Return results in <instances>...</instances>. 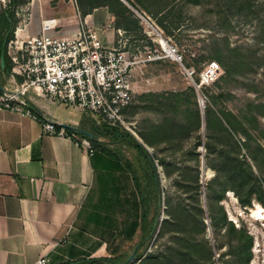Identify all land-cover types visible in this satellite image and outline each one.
<instances>
[{
  "label": "rangeland",
  "instance_id": "1",
  "mask_svg": "<svg viewBox=\"0 0 264 264\" xmlns=\"http://www.w3.org/2000/svg\"><path fill=\"white\" fill-rule=\"evenodd\" d=\"M17 1L16 23L25 18L29 0ZM123 1L129 11L114 7L115 24L125 27L123 42L144 38L152 45L140 23L149 16L183 55L182 61L146 65L149 78L165 87L141 94L126 115L139 114L136 127L161 147L154 164L162 173L163 218L148 246L138 254L135 247L127 263L182 264L187 255L180 253L190 252V264H246V252L237 250L239 244L249 247L243 232L253 239L248 264H264V220L252 217L254 207L264 206V0ZM210 60L221 63L223 74L211 85H194L186 68H194L198 80ZM54 108L62 115L73 111L58 103ZM79 117V126L91 132L112 125L97 113ZM250 192L251 204H242L238 194L250 198ZM179 234L187 241L177 242Z\"/></svg>",
  "mask_w": 264,
  "mask_h": 264
},
{
  "label": "crops",
  "instance_id": "2",
  "mask_svg": "<svg viewBox=\"0 0 264 264\" xmlns=\"http://www.w3.org/2000/svg\"><path fill=\"white\" fill-rule=\"evenodd\" d=\"M3 2L0 0V18L8 12L13 18L10 40L36 35L44 20L55 19V33L61 35L74 36L85 26L95 30L107 46L144 44L143 39L132 43L119 38L125 27L115 24L116 13L106 5L83 14L77 0H29L25 18L16 23L15 15L21 11L15 12L16 5L8 8ZM144 22L140 23L148 35ZM3 52L0 47V83L12 86L10 58L8 55L6 68ZM145 68L133 71L134 100L127 112L141 94L165 87L154 83ZM31 101L30 108L37 107L43 118L58 126L68 123L85 130L79 126V114L86 112L73 109L68 112L71 115H62L54 108L57 103L44 97L35 96ZM138 118L136 114L127 120L132 125L130 133L143 149L133 137L130 143L124 136L117 139L105 127L96 126L89 131L94 134L91 153L81 134L46 133L37 116L0 108V264H35L42 256L52 264H87L101 257L132 254L143 233L146 205L148 221L154 216L162 177L154 164L161 147L143 136L136 127ZM145 180L147 184L142 186ZM135 221L138 227L134 231Z\"/></svg>",
  "mask_w": 264,
  "mask_h": 264
},
{
  "label": "built area",
  "instance_id": "3",
  "mask_svg": "<svg viewBox=\"0 0 264 264\" xmlns=\"http://www.w3.org/2000/svg\"><path fill=\"white\" fill-rule=\"evenodd\" d=\"M144 20L154 45L142 38L143 45L107 46L95 30L85 26L74 36L61 35L55 33L58 25L55 19L44 20L36 35L10 40L12 86L0 87V108L37 116L46 133L71 134L66 127L40 117L30 108L32 98L40 96L87 114H100L109 124L132 130L126 112L134 100L133 71L152 61L183 60L180 48L166 39L149 17ZM186 70L193 84L199 86L213 84L224 72L217 60L204 66L198 80L194 68ZM82 143L91 153L94 151L90 139L84 138ZM35 264L52 263L42 256Z\"/></svg>",
  "mask_w": 264,
  "mask_h": 264
},
{
  "label": "trees",
  "instance_id": "4",
  "mask_svg": "<svg viewBox=\"0 0 264 264\" xmlns=\"http://www.w3.org/2000/svg\"><path fill=\"white\" fill-rule=\"evenodd\" d=\"M11 1V5H16V3L18 2L17 0H10ZM78 1V4H79V7L82 11L83 14H87V13H91L96 7H99L101 5H106L109 7V9L113 12H115L117 14V12L115 11V5H120L123 7V11H129L130 8L129 6L123 1V0H77ZM169 4L165 3L163 4L162 6V9L167 7ZM122 23H119V25H121ZM13 25V18H12V14L10 12H8V14L5 15L4 18H0V47L1 49L4 51L5 53V59H6V68H7V60H8V54H7V47H8V42L10 40V33H9V30L11 28V26ZM9 33V34H8ZM32 109L35 110V112H37L40 116H42V112L35 106L32 105ZM67 130L69 131V133L71 134H74V133H78V134H81L83 135L84 137L86 138H89L92 140V137L88 136V135H85L84 133L80 132L81 130L79 128H73V129H69L67 128ZM106 130L109 131L110 135L117 138V139H120L122 136L125 137V134H129L131 135L136 141L137 139L128 131V130H124L118 126H108L106 127ZM97 141V139H96ZM137 145L139 146V148L143 149V145L137 141ZM152 193V192H150ZM253 192H250V198H242L239 194L238 196L240 197V202L244 205H249L251 204V194ZM155 198L157 200V204L156 205V210L154 212V216L152 218L151 221H148V206L146 205L145 208H144V213H143V222H142V235L140 236V239L138 242H136L135 244V247H137V253L138 254V250L141 249L142 247L144 246H148V243H149V237L151 236V233L153 230H155L154 226H155V223L157 222V220L159 219V213H160V204H161V189H159L157 191V194H155ZM149 200V199H148ZM150 209V208H149ZM224 221H227V216L225 215L224 216ZM203 222V221H202ZM133 228H134V231L137 229L138 227V222L135 221L133 223ZM230 226L231 228L233 229H237L235 227V225L230 222ZM241 237H243L244 234L247 235V237L249 238V241H248V246L249 247H246L244 245V248L242 246V244H239L238 247H237V250H242L244 252H246L247 254V257H246V264L249 263L250 259H251V256H252V251L250 249V245H252V242H253V239H252V236L250 234H247V233H239ZM184 241H187V237L184 236L183 234H179V237H178V241L179 243H183ZM176 242V244H178ZM246 247V248H245ZM182 255H187L186 256V260H181V263L182 264H190L191 263V260H190V252H182L180 253ZM131 254H126L124 253L123 255H119V256H116V257H101V258H97L95 260H93V262H106V263H110V264H128V259H129V256ZM142 254L139 253V257L141 256ZM170 260V259H169ZM144 262V261H143ZM140 263V264H145V263ZM193 263H196L195 260L193 259ZM168 264H177L176 260L174 261H170L168 262ZM203 264V263H202Z\"/></svg>",
  "mask_w": 264,
  "mask_h": 264
},
{
  "label": "water",
  "instance_id": "5",
  "mask_svg": "<svg viewBox=\"0 0 264 264\" xmlns=\"http://www.w3.org/2000/svg\"><path fill=\"white\" fill-rule=\"evenodd\" d=\"M12 28H10V31H11ZM9 34V33H8ZM6 64V59H5V53L3 52L2 54V65L5 66ZM0 87L3 88V85L0 83ZM62 126L66 127V128H69V129H73L75 128V126L71 125V124H68V123H62ZM85 135H88L90 137H94V134L87 131V130H81ZM161 220V222H160ZM163 221V218H160L159 221H157V224L155 226V230L153 231V234L157 233L158 231V227H160L161 223ZM131 258H133V255H130Z\"/></svg>",
  "mask_w": 264,
  "mask_h": 264
},
{
  "label": "bare ground",
  "instance_id": "6",
  "mask_svg": "<svg viewBox=\"0 0 264 264\" xmlns=\"http://www.w3.org/2000/svg\"><path fill=\"white\" fill-rule=\"evenodd\" d=\"M252 217L255 219H261L264 220V206L259 205L258 208H253L252 209Z\"/></svg>",
  "mask_w": 264,
  "mask_h": 264
}]
</instances>
